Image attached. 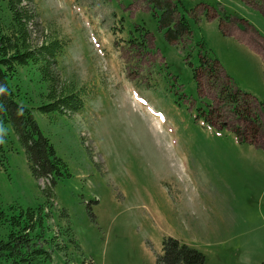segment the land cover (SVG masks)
<instances>
[{"label":"rangeland","instance_id":"1","mask_svg":"<svg viewBox=\"0 0 264 264\" xmlns=\"http://www.w3.org/2000/svg\"><path fill=\"white\" fill-rule=\"evenodd\" d=\"M34 1L68 43L62 78L88 92L80 114L52 121L35 68L12 82L70 169L45 209L55 264H159L166 237L207 264H264L263 52L235 34L264 38V0H160L190 21L175 43L152 0ZM5 133L0 202L41 206L46 182Z\"/></svg>","mask_w":264,"mask_h":264},{"label":"trees","instance_id":"2","mask_svg":"<svg viewBox=\"0 0 264 264\" xmlns=\"http://www.w3.org/2000/svg\"><path fill=\"white\" fill-rule=\"evenodd\" d=\"M152 3L163 11L160 23L168 28L167 40L179 42L184 33H191L185 14L175 20L180 3L160 0H152ZM146 34L141 35L139 44H144L142 37ZM67 48L68 43L63 38L44 28L34 0H0V169L7 160L5 147L9 133L6 134V130L17 137L32 177L46 182L41 187L45 201L41 206L26 209L12 204L5 208L0 202V264L56 263L46 246L49 217L45 209L51 205L49 200L55 185L70 169L51 139L43 133L34 110L21 103L20 88L14 87L12 82L18 77L20 68L33 67L47 88L46 102L37 110L52 121L80 114L87 105L88 92L62 78L60 59ZM240 93L238 89L237 94ZM231 97L235 103L240 102L235 94ZM255 101L264 110V101ZM261 125L257 118L254 138L261 133ZM158 263L207 264L202 252L173 237L164 238Z\"/></svg>","mask_w":264,"mask_h":264},{"label":"crops","instance_id":"3","mask_svg":"<svg viewBox=\"0 0 264 264\" xmlns=\"http://www.w3.org/2000/svg\"><path fill=\"white\" fill-rule=\"evenodd\" d=\"M178 3H180V2H178ZM180 5H183V3L181 2ZM180 5H179L178 9H180V7H181ZM206 9L208 11L207 10H204V11H206L208 13L209 8H206ZM178 12H180V10H178ZM235 34H237V36H239L238 38H240L242 40V42H246L248 44H251V46H253L255 49L259 50L261 53L263 52V55L260 57L263 58V62H264V38H261L259 36V34L253 30H246V31L238 30V33H235ZM263 67H264V63H263ZM263 124H264V116H263Z\"/></svg>","mask_w":264,"mask_h":264},{"label":"bare ground","instance_id":"4","mask_svg":"<svg viewBox=\"0 0 264 264\" xmlns=\"http://www.w3.org/2000/svg\"><path fill=\"white\" fill-rule=\"evenodd\" d=\"M126 97V96H125ZM154 120H155V118H154ZM158 128V127H157ZM159 129V128H158ZM161 129V128H160Z\"/></svg>","mask_w":264,"mask_h":264}]
</instances>
